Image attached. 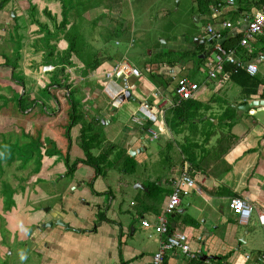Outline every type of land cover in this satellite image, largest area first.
<instances>
[{"label":"crops","instance_id":"1","mask_svg":"<svg viewBox=\"0 0 264 264\" xmlns=\"http://www.w3.org/2000/svg\"><path fill=\"white\" fill-rule=\"evenodd\" d=\"M210 1L201 10L197 1L192 0L197 13L195 21H204L202 34H191L189 40L181 35L163 40L161 46L153 45L148 50L151 58L145 59L142 69L129 66V72H124L116 67L119 61L106 57H99L94 67H84L85 76L92 79L82 78L80 82L83 94L80 92L75 100L81 98L76 108L82 116L67 129L68 158L61 161L62 174L49 181L47 205L20 212L26 222L22 225L16 222L18 230L9 234L8 227H0L4 231L0 234V247L4 244L0 248V264H150L166 233L145 227L141 221L156 223L157 216L163 213L173 179L184 171L193 177L195 184L181 198L177 210L168 215L167 224L172 232L184 234L196 255H186L179 249L166 250L164 264H264V257H259L264 254V223L259 220V215H264V39L251 40L247 48L238 44L246 26L244 18L254 15L264 0H236L234 5L219 7ZM112 3L118 18L114 29L130 31L131 26L119 13L124 5L132 6L131 2L112 0ZM20 4L21 11H10L16 17V24L21 18L25 22L15 33L25 34L28 23L24 14L30 16L37 11L30 16L31 22L40 29L38 22L46 26L53 21L51 28L59 34L51 46L56 54H65L63 35L74 16L69 2L26 0ZM27 5L31 11H27ZM63 6L66 25L61 31L58 24L63 19ZM45 10H50V16ZM223 21L231 25L223 27ZM208 25L221 32V42L237 48L239 62L257 65L254 75L242 66L232 77L224 69L211 79L206 78V71L201 79L189 74L196 72L198 64L206 70V59L213 58L206 32ZM42 30L45 32L42 38H46L49 31ZM17 42L12 56L14 68L24 79L29 95L32 83L28 85L31 80H25L23 75L24 67H29L23 66L24 41ZM40 53L35 50L28 54ZM31 58L41 71L49 66L50 78L36 77L37 85L41 86L42 82V87L48 90L52 86L56 88L59 79L52 75L55 71L50 64L53 63ZM78 63L75 68L81 71L82 62ZM107 71L113 72L106 79ZM32 74L33 71L28 75ZM179 77L199 84L194 96L188 98L191 102H180L173 94ZM66 91L69 93V88ZM57 96L54 119L66 111H61L62 106L59 108L61 93ZM73 127L77 133H71ZM84 128V132L95 135L99 141L89 145L93 155H99L101 147L111 145L108 158L114 155L122 168L133 174V180L124 182L130 189L123 181L115 188L108 179L110 168H104L105 164L101 163L102 168L96 171L94 166L79 160L87 157L80 140L77 141ZM70 158L75 166L67 173ZM234 197L251 205L246 219L228 206Z\"/></svg>","mask_w":264,"mask_h":264},{"label":"rangeland","instance_id":"2","mask_svg":"<svg viewBox=\"0 0 264 264\" xmlns=\"http://www.w3.org/2000/svg\"><path fill=\"white\" fill-rule=\"evenodd\" d=\"M21 1L25 4L26 0H9L4 5L0 0V52L4 56L0 61L6 60L8 64L0 66V227H8L9 234L18 230L16 222L20 225L26 222L20 212H24L29 207L40 209L47 205L46 195L51 189L49 181L52 177L62 174L61 161L68 158V147L65 148V145L67 146L69 142L67 129L72 121L71 99L75 100L80 92L83 94L79 89L82 78L92 79L88 75L85 76L84 68L88 67L87 64L91 63L92 58L106 57L113 62H126L132 68L142 69L145 59L151 58L148 50L153 45L161 46L163 40L179 38L181 35L189 40L191 34L197 32L202 34L205 28L203 20L195 21L197 13L192 0H127L132 6L124 5L119 13L120 18L126 20L129 27L131 26V30L126 32L114 29L117 27L118 18L112 0H65L69 2L70 12L74 16L71 26L63 35L67 46L63 56L56 54L51 46L54 39H57L55 36L59 34L58 30L53 31L51 28L53 21L46 26L38 22L40 29L31 22L30 16L32 17L37 11L30 16L28 13L24 14L28 23L25 34L15 33L16 30L24 27L25 22L23 18L18 19L17 26L16 17L11 16L10 11L14 13L21 11ZM40 1L43 3L46 0ZM29 7L27 5L28 9ZM42 28L49 31L46 38H42L45 34L43 30L41 31ZM37 34L38 36L35 37ZM40 35L41 38H38ZM127 37L133 41L129 43ZM18 38L24 41L23 51L26 50L23 66L30 67L23 69L25 80H31L28 85L32 83L30 85L32 92L29 95L25 90L26 85L23 84L24 79L17 67L14 68L16 63L12 59L16 53ZM6 50H8L7 54ZM35 50L42 53L28 54L34 53ZM31 57L38 61L42 58L44 62L53 63L50 64L51 70L55 71L52 75L59 79L56 88L52 86L48 90L47 87H42L44 85L42 82L41 86L37 85L36 77L50 78L48 74L50 71L47 70L49 66L43 67L44 70L41 71L31 62ZM79 61L83 65L81 71L75 68L79 65ZM197 68L195 73L189 72V74H196V79H201L206 70L201 64H198ZM31 71L33 74L28 75ZM56 73H60V76L55 75ZM68 88L69 93L66 91ZM61 89L64 90L61 92ZM57 93L62 95L59 108L62 106L61 111L64 112L65 109L66 111L61 117L54 119L52 116L57 108L55 104ZM80 99L78 97V100H75L79 106ZM76 110L78 112V109ZM71 133H77L74 127ZM79 140L80 137H77V141ZM87 142L91 143L90 140ZM103 151H105L104 147ZM114 158V155L109 158L106 156L102 164H105L104 168H110L107 171L108 179L116 188L119 181L124 183L133 180V174L126 172L120 162ZM69 162L73 163V159L70 158ZM119 177L121 180H118ZM124 184L130 189L128 184ZM10 208L14 210L10 211ZM4 223L13 226L9 227ZM1 232L4 231L0 230V234ZM11 242H14L13 238ZM0 248L3 249L4 244L1 243Z\"/></svg>","mask_w":264,"mask_h":264},{"label":"built area","instance_id":"3","mask_svg":"<svg viewBox=\"0 0 264 264\" xmlns=\"http://www.w3.org/2000/svg\"><path fill=\"white\" fill-rule=\"evenodd\" d=\"M214 6H220L222 4L234 5L236 0H214ZM246 26L243 30V34L239 39V46L247 48L251 40L262 38L264 39V4L260 6V9L254 13L251 17H245ZM231 23L229 21H223V27H229ZM208 39L212 41L213 58H207L205 61L206 66V78L211 79L217 75V72L223 70L225 64H237L242 66L245 71L254 75L257 72V65L254 62H239L237 57V48L224 47L221 38L220 31L214 29L211 25L206 28ZM129 64L126 62L118 63L117 68L122 69L124 72H129ZM113 71H107L106 76L110 77ZM199 84L187 77H179L176 81L175 90L173 94L178 100L188 99L194 96L195 91L198 89ZM150 134L155 136L154 132L150 131ZM195 181L193 177L186 171L173 179L171 192L168 195L166 204L163 209V213L157 216L156 223L152 224L147 219H143L141 222L145 227H153L156 232L166 233L164 240L160 241L158 250L153 254L150 264H164L163 258L166 250L179 249L182 253L195 256L196 251L191 249L192 247L186 241L184 234L181 231H171L168 227V215L177 210L181 198L189 194L194 187ZM228 206L234 210L242 219L249 217L251 213V205L246 201L234 197L231 198ZM259 220L264 223V215H259ZM248 257V255H247ZM259 257H264L261 253Z\"/></svg>","mask_w":264,"mask_h":264},{"label":"trees","instance_id":"4","mask_svg":"<svg viewBox=\"0 0 264 264\" xmlns=\"http://www.w3.org/2000/svg\"><path fill=\"white\" fill-rule=\"evenodd\" d=\"M2 1H3V4L2 5H4L9 0H2ZM196 1H197L198 5L201 7L200 9L201 10H204L205 8H207L206 5H208V2L210 0H207L208 2L206 0H205V2H204V0H196ZM212 2L213 3L211 5H215V1L212 0ZM28 11H31V8H29ZM44 12L48 16H50V13L47 10H45ZM62 14H63V19L58 24V27L59 28L65 27V25H66V7L65 6H63ZM222 44H223L224 47H228V45H226V42L225 41H223ZM0 56L4 59V56L2 54ZM2 61L3 62L0 61V66L8 65L6 63V60L5 61L2 60ZM98 63H99V59L97 57L96 59H94V61H92L90 64H87V65L90 66V67H94ZM241 68L242 67L241 66H238L237 64H233V65L225 64L224 67H223V69L225 70V72L228 74L229 77H232L234 75V73H238ZM182 101H184V102L185 101H190L191 102L190 99H182V100H180V102H182ZM71 106H72V110L70 112L71 113L70 118L72 117V121L69 124V128L72 127L73 125H75L79 121V119L81 118V116H82L81 113L79 112V110H78V112H76L77 111L76 110L77 108H76V103L75 102H72ZM89 123H90V125L94 126V124H92L91 122H89ZM85 130H86V128H84L83 131L80 130L79 137L81 138L80 139L81 146L86 151V156L87 157L84 158V159H79V160L80 161H83V162H86V163L94 166L95 169H96V171H98L99 168L100 169L102 168V165H101L102 161H104V159H106V156L111 152V145H108L107 147H105L104 148L105 151H103V147H101V150L99 152V155H97V156L93 155L91 153L90 149H89V145H91V144H93V145L98 144L99 141L98 140L97 141H94V139H96L94 137L95 135H90L89 133L84 132ZM89 140L91 141V143L87 142ZM84 141H85V143H84ZM74 166H75V162L72 163V164H70V165L68 164L67 165V171L66 172L69 173L70 171H73Z\"/></svg>","mask_w":264,"mask_h":264},{"label":"water","instance_id":"5","mask_svg":"<svg viewBox=\"0 0 264 264\" xmlns=\"http://www.w3.org/2000/svg\"><path fill=\"white\" fill-rule=\"evenodd\" d=\"M0 5H1V2H0ZM202 43L205 42V40H201ZM208 42L212 43V41L210 39H208Z\"/></svg>","mask_w":264,"mask_h":264},{"label":"bare ground","instance_id":"6","mask_svg":"<svg viewBox=\"0 0 264 264\" xmlns=\"http://www.w3.org/2000/svg\"><path fill=\"white\" fill-rule=\"evenodd\" d=\"M211 46H212V44H211Z\"/></svg>","mask_w":264,"mask_h":264}]
</instances>
